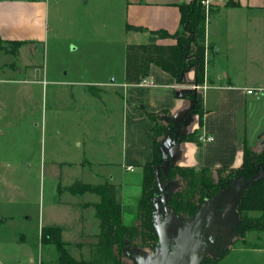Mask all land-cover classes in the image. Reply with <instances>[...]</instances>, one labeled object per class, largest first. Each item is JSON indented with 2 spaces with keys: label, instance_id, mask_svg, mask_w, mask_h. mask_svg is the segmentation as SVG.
<instances>
[{
  "label": "crops",
  "instance_id": "crops-1",
  "mask_svg": "<svg viewBox=\"0 0 264 264\" xmlns=\"http://www.w3.org/2000/svg\"><path fill=\"white\" fill-rule=\"evenodd\" d=\"M190 1L0 0V43L4 49L19 43L13 53L1 51L0 74L10 77L0 80L18 85L17 97L28 96L33 105L42 99L45 105L40 117L32 111L27 116L33 149L35 134L40 129L48 133L50 120H75L79 130L63 160L45 148L42 163L50 164L54 170L79 168L85 178L77 181L83 183L115 184L120 203L129 173L139 168L140 198L143 167L153 160L155 149V122L147 113L162 110L169 112L180 135L197 132L195 140L169 142L173 166L215 170L237 168L243 163L246 143L251 140L249 124L262 106L258 101L264 97L263 94L257 99L247 93L251 87L264 89V82L252 80L249 75L252 68L264 74V0H235L240 7L227 6L228 0H213L215 12L207 17L206 24L202 83L197 81L195 66L184 71L178 80L156 64L151 65L147 76L153 85L126 81L127 45L147 44L157 31L178 32L180 7ZM53 41L60 44L68 57L77 60L62 66L51 64ZM157 41L177 43L174 37ZM89 45L90 49L84 51ZM196 84L206 88L195 89ZM197 92H202L203 97L198 98ZM195 108L203 113L201 126ZM261 125L264 127L262 121ZM53 131L56 138L63 137L60 126L55 125ZM201 135L213 136L214 140H200ZM56 179L62 183L61 177ZM73 195L57 201L71 207L74 214L69 232H78V236L85 238L75 243H90L93 233L95 245L100 219L90 204L99 203L100 196L89 192ZM3 218L7 222L13 217ZM44 224H40L41 229L61 227L67 247L75 244L64 239V226ZM0 259L12 258L2 251Z\"/></svg>",
  "mask_w": 264,
  "mask_h": 264
},
{
  "label": "rangeland",
  "instance_id": "rangeland-1",
  "mask_svg": "<svg viewBox=\"0 0 264 264\" xmlns=\"http://www.w3.org/2000/svg\"><path fill=\"white\" fill-rule=\"evenodd\" d=\"M16 47V44H11L4 49L0 43V53L5 50L13 53ZM90 47V45L85 46L84 51ZM50 48L51 56L48 58L51 64L62 66L77 60V58L68 57L60 44H56L55 41L51 43ZM187 52L191 54L193 49H188ZM191 58L189 60H192ZM4 59V61L7 60V58ZM88 60L91 61L90 58ZM262 70L264 71V68ZM6 74H0V78L10 77ZM262 74L259 69L252 68L249 75H252V80L264 82V74ZM17 86L0 80V256L3 251L6 256L12 258L0 259V264H56L58 251L53 245L41 243L40 224L45 222L44 225L64 226V239L72 243L84 238L78 236V232H69L68 227H71L70 220L73 219L74 214L71 207L61 206L57 201L71 198L69 196L74 197L66 187L85 178V174L79 168L54 170L50 164L42 163L41 159L42 156L44 157L46 148L48 153L55 152L56 158L63 160L73 139L79 135V130L75 120L68 122H51L50 120L48 133L40 129L35 134L36 147L33 149V145L29 142L32 136L28 133L30 120L27 116L31 111L35 116L43 115L44 101L40 99L36 105H33L28 96L23 99L17 97ZM258 103L262 106L249 124L251 140L247 146L261 153L264 151V127L263 124L261 125V121L264 123V97ZM163 118L164 116L159 121L160 125L164 123ZM55 125L61 127L62 138L54 136ZM170 137L169 133L164 137L160 136L161 143L158 147L167 143ZM133 170L129 173V183L120 193L121 203L125 207H123L122 219L115 220L117 232L113 238L112 256L119 261V264H164L165 257L161 253L156 226L161 225L167 218V212L163 209L170 207L163 202L165 197L162 192L167 198L177 193L179 200L182 197L184 200L182 211L176 212L169 209L171 219L163 229V240L165 244L168 243V249L171 252L177 251L182 243L188 241V234L194 228L199 210L194 217L186 214L185 199L191 198L194 201L199 193L191 191L187 185V179L177 170L170 168L162 171L157 181L159 190L152 198L157 207V211H154L155 223L144 225L138 212L142 170L139 168ZM263 171L264 165L258 173ZM212 176L216 180L219 179L215 171ZM57 177H61L63 184L56 182V180L59 181ZM235 185L237 184H228L226 190L220 192L214 199L215 202L209 200L205 202L208 220L219 216L222 212H231L236 201ZM238 192L240 194V188ZM98 201H101L100 197ZM3 216L13 218L3 222L2 220L5 219ZM248 218V221L241 220L236 210L234 214L220 221V224L202 225L195 247L187 251L180 259L173 260L171 264H210L213 261L211 257L218 258L224 253L216 264H264V229L258 228L259 225L257 226L256 223V220H264V213L250 211ZM147 226L150 229L154 227L157 237L155 234L152 238L144 235ZM123 227L131 228V230L137 228V231L127 236L123 233ZM90 235V243L80 242L68 245L72 256L79 259L92 258L96 249L93 243L94 234L90 233Z\"/></svg>",
  "mask_w": 264,
  "mask_h": 264
},
{
  "label": "trees",
  "instance_id": "trees-1",
  "mask_svg": "<svg viewBox=\"0 0 264 264\" xmlns=\"http://www.w3.org/2000/svg\"><path fill=\"white\" fill-rule=\"evenodd\" d=\"M230 7H240V2L228 0L226 3ZM181 11V29L171 34L165 30L155 32L154 37L149 43H129L126 48V81L128 83H139L142 78L150 73L152 64H156L167 72L175 75L178 80L184 71L189 67L197 68V81L202 83L205 76L206 67V24L207 17L215 12L213 5L209 9L203 5L202 0H191L180 7ZM174 37L177 40L175 44H160L158 38ZM16 44V43H15ZM16 45H19L17 43ZM188 49H193L189 54ZM192 57V58H191ZM192 60H189V59ZM93 90V87L90 88ZM194 113L200 115V126L203 123V113L195 108ZM154 122V158L143 167V190L138 200V212L144 225L155 223L154 211H157L153 203V196L159 190L157 181L160 173L168 169L177 170L187 179V185L194 193H199L194 201L191 198L186 201V214L196 215V212L205 207L207 200L215 202V198L220 192L226 190L228 184L235 183L242 185L253 177L257 176L258 170L264 165V151L257 153L248 148L247 143L243 155V163L237 168L232 169H211L202 167L199 169L193 167L178 168L170 163L168 154V144L170 141L195 140L197 132L190 135H180L178 126L174 123L167 110L159 113H147ZM164 116V123L160 125L159 121ZM167 133L171 136L169 141L159 146V137H164ZM217 172L219 179L216 180L213 172ZM264 173V171H263ZM225 175V176H224ZM67 190L72 194L94 193L101 197L99 203L90 204L96 208L97 216L100 219L99 240L95 244V254L90 259H77L71 255L67 243L63 240L62 228L58 226H43L40 233V241L43 245H53L58 251L56 264H119V261L112 256L113 238L116 235L117 227L115 220L120 221L123 217V206L117 200V186L106 182L104 184H88L77 181L70 185ZM173 211L183 210V197L179 200L177 193L172 194L163 201ZM169 208V209H170ZM220 208V207H219ZM237 211L241 220H249L248 212L260 211L264 213V175L257 181L246 187L240 188ZM208 213V210H207ZM253 220H251L252 222ZM258 228L264 229V220H256ZM207 228V227H205ZM255 228V227H254ZM137 228L123 227L124 235L131 236ZM157 232L147 226L144 235L152 238ZM168 243H166L167 245ZM168 247V245H167ZM206 251V250H205ZM225 254V253H224ZM221 254L218 258H213L212 263L224 256ZM43 264V263H42Z\"/></svg>",
  "mask_w": 264,
  "mask_h": 264
},
{
  "label": "water",
  "instance_id": "water-1",
  "mask_svg": "<svg viewBox=\"0 0 264 264\" xmlns=\"http://www.w3.org/2000/svg\"><path fill=\"white\" fill-rule=\"evenodd\" d=\"M197 96H198V98H202L203 93L197 92ZM263 175H264V173H260L257 176L253 177L252 179H250L248 182H246L242 185H235L234 186V190H235V194H236V201H235V204H234L231 212H229V213L228 212H222L219 216L208 220L207 219V210L205 208L201 209L196 216L194 228L188 234V241L182 243L181 246L179 247V249L175 252H171L163 240V229L171 219V213H170L169 208H167V207L164 208L163 211L167 212V218L164 220V222L161 225L156 226V230H157L158 235H159V243H160L161 249H162L161 253L165 257L164 264H171V262L173 260L180 259L187 251H189L195 247L196 242H197V236L201 232L202 225L211 226L212 224H220V221H222L226 217H229L230 215L234 214L236 212L237 204L239 201L238 188L246 187V186L250 185L251 183L259 180ZM159 184H160V181H159ZM160 186H161V184H160ZM162 194L166 199L167 198L166 194H164L163 192H162Z\"/></svg>",
  "mask_w": 264,
  "mask_h": 264
},
{
  "label": "built area",
  "instance_id": "built-area-1",
  "mask_svg": "<svg viewBox=\"0 0 264 264\" xmlns=\"http://www.w3.org/2000/svg\"><path fill=\"white\" fill-rule=\"evenodd\" d=\"M213 2V0H202L203 5L206 6L207 9H209L211 3ZM139 85H153L154 82L148 78L147 76L142 78V80L138 83ZM195 89H199V88H206L205 85H194L193 86ZM247 93L250 95H253L254 97H256L257 99H260L262 97V95L264 94V89L263 88H247ZM200 140H207V141H213L214 137L213 136H206V135H201L199 136ZM131 170L133 169L132 166L129 167Z\"/></svg>",
  "mask_w": 264,
  "mask_h": 264
},
{
  "label": "flooded vegetation",
  "instance_id": "flooded-vegetation-1",
  "mask_svg": "<svg viewBox=\"0 0 264 264\" xmlns=\"http://www.w3.org/2000/svg\"><path fill=\"white\" fill-rule=\"evenodd\" d=\"M236 210H237V208H236Z\"/></svg>",
  "mask_w": 264,
  "mask_h": 264
}]
</instances>
